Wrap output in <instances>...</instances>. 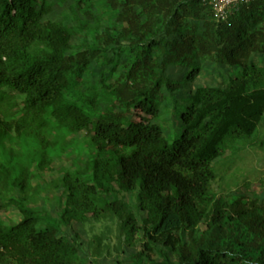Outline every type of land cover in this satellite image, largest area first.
<instances>
[{
  "label": "trees",
  "instance_id": "trees-1",
  "mask_svg": "<svg viewBox=\"0 0 264 264\" xmlns=\"http://www.w3.org/2000/svg\"><path fill=\"white\" fill-rule=\"evenodd\" d=\"M258 55L264 0L223 20L207 0H0V144L32 139L40 148L38 160L35 152L0 160V212L21 215L14 225L0 219V264H86L61 227L121 217L117 194L134 192L146 215L133 264H264V198L212 189V163L226 151L264 148ZM205 61L237 72L221 86L188 89L169 142L154 122L163 89L179 87L167 69L182 67L191 80ZM64 129L84 131L89 151L61 168L65 196L54 216L33 204L31 176L33 166L51 168V134ZM122 224L131 239V213Z\"/></svg>",
  "mask_w": 264,
  "mask_h": 264
},
{
  "label": "rangeland",
  "instance_id": "rangeland-1",
  "mask_svg": "<svg viewBox=\"0 0 264 264\" xmlns=\"http://www.w3.org/2000/svg\"><path fill=\"white\" fill-rule=\"evenodd\" d=\"M258 63L264 61V55L255 56ZM104 68V66L100 67ZM120 72L117 68L116 75ZM237 72V68L229 69L227 66L215 62L205 61L199 73L193 79H187L186 69L174 66L167 69L168 75L177 81L179 87L170 92L163 89L164 100L160 104V111L154 122L160 127L165 137L172 142L181 132L182 122L180 115L176 113V106L180 107L181 98L187 95L188 89L194 86H218L223 85L231 74ZM98 77V76H96ZM95 76L94 78L97 79ZM176 101H180L178 104ZM259 140L264 138V125L260 124ZM84 131L71 134L67 130L53 132L52 137L56 140V146L51 150L53 162L51 168L45 171L32 168L31 186L37 189L35 205L45 209L56 216L61 210L64 200L63 189L59 186L61 168H74L80 164L88 153ZM37 143L30 139H5L0 144V160L8 158L10 153L15 155L17 161H22L29 152H38ZM39 159V154H35ZM216 179L212 182V189L217 194L235 195L238 191H244L248 196L255 190L264 198V148L240 144L234 146L231 151H226L223 157L213 163ZM35 165V164H34ZM247 183L244 186L243 184ZM244 186V187H243ZM33 188L29 193H32ZM19 196L18 191L14 193ZM134 193H120L117 196L125 203V211L121 217L113 219L89 220L85 223L70 222L61 227V235L69 241L79 243L80 256L86 264H133L134 255L140 251L145 241L143 237V218L145 211L138 207ZM32 204V205H33ZM131 213L138 227L130 239L126 236V228H123V220ZM21 218L20 213L12 206L0 212V219L14 225ZM160 247V244L157 245ZM152 257H157L156 251L152 250ZM147 261H144L146 264Z\"/></svg>",
  "mask_w": 264,
  "mask_h": 264
},
{
  "label": "built area",
  "instance_id": "built-area-1",
  "mask_svg": "<svg viewBox=\"0 0 264 264\" xmlns=\"http://www.w3.org/2000/svg\"><path fill=\"white\" fill-rule=\"evenodd\" d=\"M249 1L251 0H207V3L216 19L223 20L237 5L248 3Z\"/></svg>",
  "mask_w": 264,
  "mask_h": 264
}]
</instances>
